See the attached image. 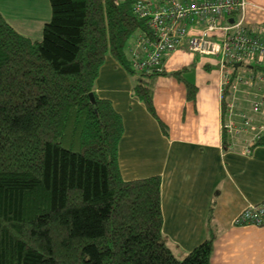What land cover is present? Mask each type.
<instances>
[{
    "label": "trees",
    "instance_id": "trees-1",
    "mask_svg": "<svg viewBox=\"0 0 264 264\" xmlns=\"http://www.w3.org/2000/svg\"><path fill=\"white\" fill-rule=\"evenodd\" d=\"M138 1L49 0L42 40L0 11V264H211L214 236L183 258L167 245L161 177H122V117L96 92L110 55L157 116L163 72H139L129 57L131 37L152 32Z\"/></svg>",
    "mask_w": 264,
    "mask_h": 264
},
{
    "label": "crops",
    "instance_id": "crops-1",
    "mask_svg": "<svg viewBox=\"0 0 264 264\" xmlns=\"http://www.w3.org/2000/svg\"><path fill=\"white\" fill-rule=\"evenodd\" d=\"M247 2L245 26L263 31L264 0ZM202 26L190 25L192 33ZM222 35L217 31L212 37ZM234 69L233 77L245 80L224 101L220 57L193 51L185 40L165 55L163 73L155 78L157 116L134 93L133 75L110 55L100 69L96 92L122 117V177H161L162 232L172 252L184 257L214 236L211 264H264V226L235 223L248 204L264 200V144L250 145L256 129L235 135L223 128L229 122L240 127L242 114L257 127L264 119V109L256 113L252 108L255 99L264 98V61L235 64ZM176 70H182L180 77L172 74ZM250 78L255 84L245 82ZM188 83L196 87L194 98L188 96Z\"/></svg>",
    "mask_w": 264,
    "mask_h": 264
},
{
    "label": "built area",
    "instance_id": "built-area-1",
    "mask_svg": "<svg viewBox=\"0 0 264 264\" xmlns=\"http://www.w3.org/2000/svg\"><path fill=\"white\" fill-rule=\"evenodd\" d=\"M247 0H139L136 12L150 19L152 32L140 33L129 44V57L132 67L139 72H160L165 55L188 40L189 49L206 54H217L223 67L221 98L227 85L235 91L238 84L245 80L235 75L232 81L234 65L247 61L261 64L264 61V29L252 32L245 26L244 11ZM240 15V16H239ZM202 22V28L192 33L190 25ZM221 37H212L214 32ZM253 85L250 78L245 81ZM253 111L263 112L264 98L252 102ZM228 110L233 114V104ZM243 123L234 128L233 123L223 124V128L235 135L256 129L251 144L255 145L264 136V119L254 125V119L242 114ZM252 130V131H253ZM239 225L264 226V200L248 204L235 218Z\"/></svg>",
    "mask_w": 264,
    "mask_h": 264
},
{
    "label": "rangeland",
    "instance_id": "rangeland-1",
    "mask_svg": "<svg viewBox=\"0 0 264 264\" xmlns=\"http://www.w3.org/2000/svg\"><path fill=\"white\" fill-rule=\"evenodd\" d=\"M0 11L19 32L39 40L52 15L49 0H0Z\"/></svg>",
    "mask_w": 264,
    "mask_h": 264
},
{
    "label": "water",
    "instance_id": "water-1",
    "mask_svg": "<svg viewBox=\"0 0 264 264\" xmlns=\"http://www.w3.org/2000/svg\"><path fill=\"white\" fill-rule=\"evenodd\" d=\"M238 65H241V63H237ZM91 96H92V93H91Z\"/></svg>",
    "mask_w": 264,
    "mask_h": 264
}]
</instances>
